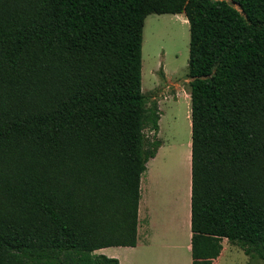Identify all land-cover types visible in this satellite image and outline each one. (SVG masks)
I'll use <instances>...</instances> for the list:
<instances>
[{
  "label": "trees",
  "instance_id": "trees-1",
  "mask_svg": "<svg viewBox=\"0 0 264 264\" xmlns=\"http://www.w3.org/2000/svg\"><path fill=\"white\" fill-rule=\"evenodd\" d=\"M152 14L190 26L192 263L224 238L264 261V0H0V264L137 246Z\"/></svg>",
  "mask_w": 264,
  "mask_h": 264
},
{
  "label": "rangeland",
  "instance_id": "rangeland-1",
  "mask_svg": "<svg viewBox=\"0 0 264 264\" xmlns=\"http://www.w3.org/2000/svg\"><path fill=\"white\" fill-rule=\"evenodd\" d=\"M189 44L190 26L183 14H152L146 18L142 44V92L147 108L157 106L161 113L158 139L163 143L160 151L162 179L166 191L173 195L187 190L190 180L192 78L188 70ZM145 133L152 138L147 129ZM180 161L182 167L178 165ZM181 171L184 176L180 175ZM154 176L153 184L158 187L157 173ZM168 239L169 244L175 243L170 237ZM165 244L162 242L148 252L127 258L126 264H161L160 258H164V264H187L188 257L183 256L180 249L175 247L167 251ZM225 263L264 264V261H250L239 248L234 250L231 259L223 260L222 264Z\"/></svg>",
  "mask_w": 264,
  "mask_h": 264
},
{
  "label": "crops",
  "instance_id": "crops-1",
  "mask_svg": "<svg viewBox=\"0 0 264 264\" xmlns=\"http://www.w3.org/2000/svg\"><path fill=\"white\" fill-rule=\"evenodd\" d=\"M161 148L156 157L148 162L147 170L141 178L137 246L108 247L96 251L95 254L115 258L120 264H126L127 258L130 259L140 252H148L152 248L158 247L160 243L166 242L167 251L176 247L181 250L180 253L183 256L188 257L187 264H193L191 253V163L188 189L173 195V193L167 192L164 187L161 171ZM154 173H157L159 178L158 187L153 184L155 181ZM169 237L170 240H175V243L169 244ZM237 249L239 248L231 245L224 238L222 252L212 264H222L224 259H231L234 250L237 251ZM163 260L164 258H160L162 263Z\"/></svg>",
  "mask_w": 264,
  "mask_h": 264
},
{
  "label": "bare ground",
  "instance_id": "bare-ground-1",
  "mask_svg": "<svg viewBox=\"0 0 264 264\" xmlns=\"http://www.w3.org/2000/svg\"><path fill=\"white\" fill-rule=\"evenodd\" d=\"M186 160H187V157L185 156V157H184V161L186 162ZM179 163H180V164H178V165H181V167H182L183 165H182L181 161H180ZM180 175H181V176H184V175H185V174H184V171H183V172L181 171Z\"/></svg>",
  "mask_w": 264,
  "mask_h": 264
}]
</instances>
